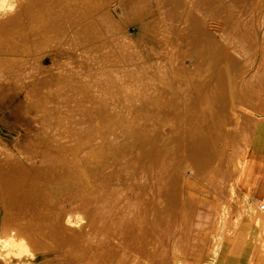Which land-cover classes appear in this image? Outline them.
<instances>
[{
  "label": "rangeland",
  "instance_id": "374dc122",
  "mask_svg": "<svg viewBox=\"0 0 264 264\" xmlns=\"http://www.w3.org/2000/svg\"><path fill=\"white\" fill-rule=\"evenodd\" d=\"M81 1L82 0H53L52 2L48 3L53 10H50L51 14L46 15L47 4L45 0H21L24 5L23 7L18 8L19 10L17 9V15L20 14L21 11L25 10L26 13L24 16L25 19H27L26 26L27 28H30V34H34V25H36V23H39L36 32L41 34V37L39 39H36L37 35L34 34V36H31L24 49L22 47L23 43L20 42L21 40L17 41L18 43L15 42L16 45H18L14 48L13 54L16 58L22 57V63L10 59L13 58L12 49L10 47H8L7 50H3V48H0V59L1 57L5 58V61L0 64V83L6 82L8 86L15 85L20 82L23 83V78L26 75H31L30 78L31 80H33L31 82L37 83L36 95L33 94L32 96L36 99V104L38 106L36 105V108L29 109L28 114H25L26 117L24 115L23 120L7 110V123L0 120V140L4 142V146L6 145L8 147L7 149H11L19 139L41 137L42 133L43 135L46 134V137L50 136L51 139V137L53 138L54 135V137L58 136V133L61 131L69 132L78 130L77 132H80V128H76L73 130V128L63 129L59 127V125L64 122L69 123L72 121H77V123L82 122L86 125H92V123L106 124V120L107 123L108 121H111L113 123H118L119 121L120 123L122 121L124 122L125 120L127 122L129 118L134 116H150L151 121H154V118L156 121L159 117L158 120L161 121V118L164 119V116H168L169 118L166 119V122H168V124L159 127V130L164 133L162 135V138L159 140H165V142L161 144H163V146L168 150V156H170V159L166 160L165 162L164 169L168 168L169 171L174 172V176L176 178L173 177V180H181L180 183L183 185H179V187L182 192H184L185 189H190L191 187V191H194L195 189L196 192L194 191V194L192 192L190 197L193 196V198L197 200L198 203L193 199L195 201L194 202L191 197L190 199H188V204L183 207L186 196L182 195L185 193L184 192L182 194H172L169 198H166L164 196L159 197L157 200L156 198H154V203L147 205L148 207L144 209H137V212H135L137 213V216L134 213L132 215H129L130 209H121L120 212L126 215L127 222L132 221L134 217L141 218L140 223H142L145 227L143 231L140 228H134L137 232L133 240V245L137 249V255L134 254L136 258H134V255L132 258L131 255V257H129V259L131 258L130 261L128 259L129 262L127 261L126 264H129L132 260L134 262L132 261L133 263L130 264H141V262L144 263L145 260L142 257H144L145 252L149 248L147 246V242L143 240V237L146 238L148 234H151L153 232V226H155L156 223L155 219L159 216H162L163 214L168 216L170 214L173 220L171 222L172 227H170L169 231L171 235L169 234L164 238L167 239L166 243L164 242L165 240L163 241L165 244L162 242V248L160 246V248L162 249L161 252L166 251V254H168V256H171V260L174 256H182L185 261V259L190 258L191 255L187 254L188 256L185 255L184 257V255H179V253H176L175 249H173L175 247L174 244L176 243L177 239L175 238L177 237L176 235L179 234V232L184 231V229H182L183 219L186 220L187 218H194L196 214L198 216H201L200 213L203 216L210 214L208 216L212 217V222L207 228L214 232L216 231L218 219L220 217L218 206L223 202H227V198H229V196H227L229 195V193L227 194V187L230 183L227 184V182L231 181L238 183L239 185L241 183H249V185L253 188H257L260 184L263 183L264 135L259 134L260 129L257 130V126L254 123L258 122V120H261L260 118L264 116V63L261 62V54L258 52V50L255 51L253 47H245L241 50V53H236V47H234L233 45V48H231L230 45L234 42L237 31H239V27H242L249 31H253L256 38L260 40L264 34V17L252 18V16L250 15L246 16L245 12H247V10H243L245 8L244 6L243 8H238L240 9V13L237 19H214V17H212L214 7L211 5H206L204 7L198 8L200 11V16L189 15L190 17L188 18L178 17L176 16V14H174V10L172 12L171 10L169 11L167 9L168 6L173 3V0H152V3L150 5L152 6L151 8L153 11V17L143 20L152 21V23H155L157 26L156 30L163 31L155 36L153 33H149L148 31L143 30L144 28L141 25L140 21H137V19L135 18L129 17V15L125 11L127 7L123 2L124 0H121L120 2L118 0H111L112 3H110V6H108L110 14L115 19H120L123 16L121 23L124 27L121 32L117 30V33L115 34V31L111 33V30H107L106 26L104 31L106 32L107 36L103 40H100L93 38V36L88 38L85 32V27L91 25L89 20H93L91 18L95 16V13L98 12L97 10L99 8H97L95 12H91L94 8L89 9L85 12H81L83 10L80 8V6H82ZM223 1L226 3H231L236 0ZM196 2L192 1L189 2V4L184 3L187 5L186 8L188 12H192V9L194 7H197ZM117 14L120 17H118ZM95 20V22L100 23L103 19ZM111 35L114 36V38ZM119 35L121 37L117 39ZM162 36H164V39L162 38ZM11 39L14 40V38L9 39V41L12 43ZM46 42L48 44H46ZM51 44L52 46L50 47L49 45ZM169 45L174 48H172V52L168 50ZM110 54L111 57H108L110 56ZM101 55H104L105 58L103 57V60L105 62L103 60L101 62H96L101 57ZM6 59L8 61H6ZM56 62L57 65L55 66ZM59 62L62 64H60ZM68 62H70L71 64H69ZM102 62H104L105 64H100ZM58 64H60L62 68L65 67L64 69H66L69 76L67 78V82L64 85L60 84L62 83L61 81L55 80L53 78L56 75L58 76L57 73L61 71H57V69L60 67ZM116 74L125 77L123 79L115 80L117 86L114 82ZM90 75L91 77H94V81L96 83H99L100 86L101 84H103V86L105 84L106 87L102 86L103 89L106 88L109 92H111V89H113V93H111V96H109V92H106L108 93L107 96L106 93L101 94L99 92L101 91V88L93 86V80H91ZM80 80H82V82L87 80V82L82 83L80 82ZM128 83H132L131 85L135 83L136 86H133L134 89H131L130 87L129 91H126V85H128ZM27 84L25 86H21L19 92L10 99L8 98V100H0V104L3 102L4 106L6 107L22 103L24 101L25 92L30 86L29 79ZM81 85L84 88H80ZM86 86L88 88L87 91V88L85 89ZM50 87H52L51 90ZM107 87H110V90ZM195 88L196 90H194ZM39 89L41 90L39 91ZM80 89H82V91ZM192 89L195 91V97L192 94ZM84 90L86 92H84ZM114 92L119 93L117 94ZM128 92H130V94ZM85 93L87 94L86 96H84ZM95 94L97 95L98 99L96 98ZM50 95L52 96V98H50ZM71 95H73L74 97ZM188 95L190 96L188 97ZM80 96H84V99H81ZM86 97L88 98L87 100H85ZM190 98L195 99L190 100ZM78 99L80 101L83 100L82 104ZM107 99L110 101V104ZM132 99L135 101H131ZM50 100L52 101V103ZM59 100L64 103H60ZM72 100L74 101V103L72 102ZM97 100L100 102V104ZM161 100H165V102H161ZM58 101L59 103H57ZM86 101L90 103H87ZM127 101L133 102L136 108L131 111L127 110L125 116L126 119L117 121V119L109 118L110 116L117 114L116 108L122 106V104ZM76 102L78 105L76 104ZM40 103L42 105H40ZM159 103L164 104L163 106L161 104L164 109H158V107H160ZM115 104H117V107H115ZM67 105H70L71 107L69 106L68 109ZM106 105L110 107L107 108ZM141 105L142 109L137 110V108ZM179 105H181L182 108L186 107L187 111L185 110L176 112L174 115H172L174 113V106ZM77 106L79 108L81 107V109H79ZM125 106L128 107V104H126ZM84 109H86L87 111ZM168 110L169 112H167ZM63 111L65 112V114H63ZM73 113H77L76 115L82 113V116H76ZM239 114H241L242 117L241 119L237 120L235 116ZM68 115L70 116V118H68ZM171 115L172 117H170ZM186 115H190V118L186 117ZM82 117L84 119L88 117V122L83 120ZM103 117L105 119H103ZM173 117L177 118L173 119ZM81 118L83 121L81 120ZM163 119L162 121L165 120ZM79 120H81V122ZM21 121L24 124L22 133H25L26 135L21 133V136L19 137L20 132L17 131L16 124ZM169 122H174L173 126H171ZM49 123H51V127H54V131L56 130L55 132L53 131L54 133L51 130L53 128L50 127L49 129H46V125ZM239 123L242 125V127H240ZM176 124H179V127H177ZM191 125L192 128L190 129ZM199 125H202L203 127H198ZM96 127H89L90 129H88V127H81V132H87V129L89 131L93 129L90 132H100V135L94 136L98 137L100 140H105L106 137L110 136L108 135V133L111 134L114 131L132 132V130H135L137 132L139 130H143L138 128L130 129L127 127L122 129L121 127L113 129V127L111 128V126L106 128L102 126L101 128L100 126H98L99 128L97 127L96 130ZM193 129L194 131H196V133H198V131L201 132H199L198 134H192L191 132H193ZM46 130L48 131L46 132ZM207 131L209 132L208 137L207 135H205ZM31 132L33 133L31 134ZM189 136H192V140L198 138L202 140V143H206H201V147L194 150L193 155L196 156H184L183 158V152L181 151L182 145L178 143L182 144L183 141L186 140L187 144H189ZM159 144L160 141H157L155 144H151L150 147L153 150L156 145L158 146ZM134 145H130L128 149L137 147L136 145ZM61 146L62 145H60L58 141L57 144L52 145V147L57 148H60ZM70 148L71 147H68L66 149ZM96 148L98 149V144L93 142L82 146V148H79L76 145H72V149H75L76 155L81 159L85 156H90ZM1 149L3 151L7 150L3 148ZM208 149L210 150L209 152H211V149H213L214 155L216 154V157L213 160L212 164H210L211 162L207 163L210 165L206 168H203V156L206 152H208ZM155 151H151V154L145 161H139L137 164L132 166L129 173L131 174L133 172V169H137V173H140L142 171L160 170V161H155ZM245 151H249L248 160L243 157V153ZM71 153L72 152L70 151L65 152V155H68L69 159L60 160L58 164L63 165L60 167L62 168V170H71L74 172H72L71 176L69 177H58L59 179L57 178L52 182V186H55L57 188L52 202H54L55 200L64 201L66 209L71 208L72 211H74L76 209L75 204L78 202V200L83 198L81 197L79 191L81 190V187L85 185V181H95L96 184L99 183V181H106L113 184V182H116V180L118 181L119 179L114 175L110 177H104L102 178V180L100 178H94V180H91L93 178H88L87 176L86 165L88 164V162L84 161L83 159H79V173L81 175H75L76 171L72 166L73 164L70 158ZM50 154L54 155L52 153ZM235 158H239V161H241L240 165H238L236 169L235 167H233ZM196 169L199 173L192 172V170ZM205 170L215 171L218 175L219 181L217 182V184L219 185V183L223 182L222 185L220 184L223 187L221 188L220 186L219 189V186L215 183L218 187L214 188L215 184L212 181L214 179L211 178V181H209L210 177H208V180ZM220 175L222 176L221 178ZM203 178L205 180H203ZM175 181L173 182L175 183ZM211 182L213 186H211ZM209 183L211 184L210 186H208ZM99 186L102 185L99 184ZM168 186L172 188L171 180L170 182H168ZM173 186L177 187V184H173ZM226 188L227 190H224ZM200 190L203 191L201 192ZM238 191L240 192L241 190L238 189ZM209 192H212L210 193L211 196L218 192L214 196H221V201L220 198L218 199V197L214 198L213 196L212 198L209 194H207ZM222 195L224 197H222ZM90 196L94 195L90 194ZM239 196L238 201H240ZM202 197H204L205 199L203 198L204 200H201L200 198ZM97 200H100V198H98ZM171 200L174 201L175 204H177L176 202L180 201L182 203V207H180L181 210H179L180 208L177 207V209H173L172 207H170L169 201ZM236 200L232 201V204L234 203V206L232 204V206L228 205L227 211L229 212L227 213L226 211L227 219L225 232L227 236L228 234H230L231 236L235 234L240 227V218L242 214L240 213L241 210L239 209L238 201ZM191 201L196 205L193 204V206ZM257 201L258 198L255 193H251L248 196V202L250 205H255ZM209 202L211 203L209 204ZM197 204H201V206L199 205L200 208ZM235 205H237V207ZM209 207L210 209H208ZM166 208H171V211L164 212L165 210H168ZM197 208L202 209L198 210ZM204 210H212V213L206 212L208 213L206 214L204 213ZM181 213L184 214L182 215ZM190 214L193 215L191 216ZM92 216H90V218L87 220V223L85 222L81 226L82 228L80 227V230L77 234V242L79 244H85L86 246L88 245V247L90 245V242H92V244L96 245V247H93L95 250L96 248L97 250L105 248L107 242H103L102 244L100 243L102 242L100 241V239H110L112 233L106 232L102 225L93 226V223L91 221ZM174 222L175 224H173ZM128 227L129 229H133V227ZM98 228H100L102 231H96ZM154 233L159 234L160 232ZM114 241L119 243L120 239L119 241L114 239ZM210 247V243L209 245L206 244V252L202 250L201 253H199L201 255L200 259H196L197 261L191 262H195V264H203V262H208L210 258ZM172 252H175L173 253V256ZM77 254V252H74L73 255L65 252L63 256L48 255L44 257L43 255L38 254L34 257L33 260L35 264H79L81 258ZM137 256L141 258H138ZM134 259H136L137 262ZM156 259L157 257H154L152 260L156 261ZM215 260L217 259L215 258ZM185 262L189 263L190 260H187ZM151 264H153V262H151ZM215 264L222 263L215 261Z\"/></svg>",
  "mask_w": 264,
  "mask_h": 264
},
{
  "label": "bare ground",
  "instance_id": "6f19581e",
  "mask_svg": "<svg viewBox=\"0 0 264 264\" xmlns=\"http://www.w3.org/2000/svg\"><path fill=\"white\" fill-rule=\"evenodd\" d=\"M52 1L53 0H45V2L47 4V8H46L47 14L46 15L51 14L50 10H53L51 8V6L48 4L49 2H52ZM66 1H68V0H66ZM109 1H111V0H82L81 1L82 6H80V8L83 9L81 12H85V11H87L89 9H93V8L94 9L91 12H93V11L95 12L97 10V8H99L97 10L98 12L95 13V16L91 18L93 20H89L91 25L85 27L86 28L85 32H86V35L88 36V38L93 36V38H95V39L103 40L107 36L106 32L104 31L106 26H107V30H111V33H113L115 31V34L117 33L116 32L117 30L121 32V30L123 29L124 26L121 23L123 16L120 19H115L110 14L108 6H110V3H112L113 0L111 2H109ZM118 1L120 2L121 0H118ZM151 1L152 0H124L123 2L125 4V6L127 7V9L125 11L129 15V17L135 18V19H137V21H140L141 25L144 28L143 30L148 31L149 33H153L155 36H157L159 33L163 32V31L156 30L157 26L155 23H152V21H148V20L144 21L143 20V19H148V18L153 17V11L151 8L152 6L150 5L152 3ZM192 1H195V2L197 1L196 2L197 7L196 8L194 7L192 9V12H188V10L186 8L187 5L184 3L189 4V2H192ZM23 5L24 4L21 2V0H0V48H3V50H7V48L10 47L12 49V55H13V56L11 55L13 58H10V59H13L14 61H18L20 63L23 62L22 57L16 58L13 54L14 48L18 45V44L16 45V43H18L17 41L21 40L20 42L23 43L22 47L24 49L31 36H34V34L37 35L36 39H39L41 37V34L36 32V30L38 29L39 23H36V25H34L35 26L34 27L35 28L34 34H30L31 33V32H29L30 28H27V26H26L27 19H25V16H24L26 13L25 10L21 11V13L17 15L18 10H19L18 8L23 7ZM167 5H168V3H167ZM206 5H209V6L211 5L214 7L213 14H212V17H214V19H237L238 15L240 13V11H239L240 9H238V8L239 7L243 8L244 6H245V8L243 10H247V12H245L246 16L250 15V16H252V18H263L264 17V0H236V1L231 2V3L230 2L226 3L223 0H173V3L169 5L170 8L168 6L167 9L169 11L171 10L172 12L174 10V14H176V16H178V17L188 18V17H190L189 15L200 16V11L198 8L204 7ZM81 9H79V10H81ZM80 15H81V13H80ZM118 17H120V16L118 15ZM144 17H146V18H144ZM95 19H103V20L100 23H97V22H95L96 21ZM104 23H105V26H104ZM89 35H91V36H89ZM112 35H114V34H112ZM18 36H20V37H18ZM49 37H50V35H49ZM112 37L114 38V36H112ZM120 37L121 36L119 35V37H117V39ZM10 38H14V40L11 39L12 43L9 41ZM46 38H47V36H46ZM162 38L164 39V36H162ZM245 38H246V40H245ZM42 41H43V39H42ZM47 42H46V44L49 43V42L48 43ZM233 45H234V47H236V49H235L236 53H241V50L245 47H249V46L253 47L255 51L258 50V52L261 54V62L264 63V34H263V37L259 40L256 38L255 33L253 31H249L247 29L239 27V31H237L234 42L230 45L231 48H233ZM49 46L51 47L52 44ZM164 47H162V48H164ZM172 48L173 47L171 45L168 46V50L170 52L173 51ZM103 57H104V55H101V57L98 60L96 59L97 60L96 62H98V61L101 62L105 58V57L104 58ZM108 57H111V54ZM7 59H9V58H7ZM7 59H6V61H8ZM3 61H5V58L1 57L0 64H2ZM67 61H68V59H67ZM104 62H102L100 64H105ZM107 62H109V61H107ZM68 63L71 64L70 62H68ZM60 64H62V63H60ZM60 64H58V65L60 66ZM56 65H57V62L55 64V66ZM64 68H62L61 66L58 69L56 68L57 71H59V70H61V71L57 73L58 76L56 75L53 77L55 80L61 81L62 83H60V84H63V85L67 82V78L69 77L66 69H64ZM78 73H80V72H78ZM30 76L31 75H26L23 78L24 81L22 79L23 83L20 82V83L15 84V85L8 86V84H6V82L0 83V100H3V99L8 100V98L10 99L11 97H13L15 94H17L19 92L21 86H23V85L25 86L28 83V79H29V84H30V86L28 87V89L25 92L24 101L22 103H18V104H14L12 106H6V107L4 106L3 102L0 104V120L2 122L7 123V121H8V117L6 116L7 110H9L10 113L16 115L17 117H20L23 120L24 115L26 113L28 114L29 109L36 108L38 106L36 104V99L32 96L33 94L36 95L37 83H35V82L32 83L31 81H33V80H31ZM115 76L116 77L114 78V82H115V85L117 86L115 80L116 79H118V80L123 79L125 77L117 75V74ZM90 77H91V75H90ZM105 79H106V77H105ZM15 80H18V79H15ZM20 80H21V78H20ZM87 80H85L83 82H87ZM91 80H93L92 82H93L94 87L97 86L98 88H101V91H99L101 94L109 92L106 88H104V89L102 88L103 84H101V86H100L99 83H96L94 81V77H91ZM78 82H79V80H78ZM80 82H82V80H80ZM131 84L132 83H130V84L128 83V85H126L127 86L126 91H129L130 87H131V89H134L133 86L134 87L136 86L135 83L133 85H131ZM82 85H86V84H82ZM82 85L80 86V88L83 87ZM87 86L85 87V89L87 88ZM39 87H40V85H39ZM65 87H64V89H65ZM103 87H106L105 84ZM137 88H138V86H137ZM51 89H52V87H50V90ZM91 89H90V91H91ZM40 90L41 89H39V91ZM80 90L82 91V89H80ZM87 90H88V88L86 89V91ZM112 90L113 89H111V92H109V96H111V93H113ZM194 90H196V88ZM194 90H193L192 94L195 97L196 95L194 94L195 93ZM56 91H57V89H56ZM86 91L84 90V92H86ZM130 92H128V93L130 94ZM199 92H200V90H199ZM114 93H117V92H114ZM69 94H70V92H69ZM107 94L108 93H106V96H107ZM82 95H83V93H82ZM86 95L87 94L85 93L84 96H86ZM91 95H92V93H91ZM65 96H67V95H65ZM71 96H73V95H71ZM95 96L97 98L96 94H95ZM189 96L190 95H188V97ZM83 97H81V99ZM87 97L85 98V100H87L89 98V97L88 98ZM50 98H52L51 95H50ZM100 98H102V97H100ZM193 99H195V98H190V100H193ZM59 101H60V103L62 102L61 100H59ZM59 101L57 103H59ZM99 101H100V99H99ZM131 101L134 102L135 100L132 99ZM72 102L74 103L73 100H72ZM80 102L82 104L83 100ZM108 102L110 104L109 100H108ZM133 102H130V101L124 102L122 104V106H120V107L116 106L118 103L115 104V107H117L116 108L117 114L110 116V117L108 115V117L117 119V121L118 120L122 121V119L123 120L126 119L125 116H126L127 110L131 111V110H134L136 108L135 104ZM161 102H165V100H163V101L161 100ZM51 103H52V101H51ZM63 103L64 102H62V104ZM87 103H90V102H87ZM76 104H77V102H76ZM95 104H96V102H95ZM99 104H100V102H99ZM99 104H98V106H99ZM126 104H128V107L125 106ZM161 104H162V106L164 105L163 103H161ZM161 104L159 105L160 107H158V109H162V108L164 109V107H162ZM40 105H42V104L40 103ZM83 105H84V103H83ZM44 106H45V104H44ZM61 106H63V105H61ZM69 106H68V109H69ZM91 107H93V106H91ZM109 107L107 106V108H109ZM171 107H173V106H171ZM74 109H75V106H74ZM79 109H81V107ZM111 109H112V107H111ZM140 109H142V105L137 108V110H140ZM186 109H187L186 107L182 108L181 105L174 106V113L172 115H174L176 112L185 111ZM45 110H43V111H45ZM50 110H52V109H50ZM84 110H86V109H84ZM108 110H110V109H108ZM59 111H60V109H59ZM93 111H94V109H93ZM73 112H76V111H73ZM80 112H81V110H80ZM167 112H169V110ZM52 113H53V111H52ZM78 113H79V111H78ZM91 113H94V112H91ZM63 114H65V112ZM63 114H61V115H63ZM73 114L76 115L77 113L76 114L73 113ZM81 114H78V115L80 116ZM66 115H67V112H66ZM78 115H76V116H78ZM167 115H168V113H167ZM172 115L170 117H172ZM25 117H26V115H25ZM186 117L190 118V115H188V116L186 115ZM235 117L238 120V119H241L242 115L239 114ZM65 118H66V116H65ZM68 118H70V116ZM82 118H81V120H82ZM158 118L156 121H155V118H154V121H151L150 116H144V117H140V116L135 117L134 116V117L129 118V120H127V122H126V120L124 122L122 121L123 123L120 122L121 124L119 123V121H118L119 124L113 123L111 121H108V123H107V120L105 121L106 124H97V123L93 124L92 122H90V123H92V125H86L85 123H82L81 120H79L81 123H79V122L77 123V121L76 122L72 121L69 123L64 122V123H61L59 125V127L63 128V129L64 128H73V130L76 128H80V130H79L80 132H77L78 130L77 131H69V132L61 131L59 133L57 132L58 136H56V137H54L55 135L53 136L51 134L53 136V138L51 137V139H50V136L46 137L45 136L46 134L43 135V133H42L41 137L19 139L18 142H16L14 144V147L11 149H7L8 147L6 145H5L6 146L5 147L3 145L4 142L2 140H0V210H1V216H0V264H35L33 259L38 254L43 255V257L48 256V255H52V256L53 255L54 256L62 255L63 256L65 252L72 254V255L74 252H77L78 253L77 255H79V257L81 258V260L79 261V264H126L129 257H131V255H132V258H133L134 254L137 255L136 254L137 249L133 245V240H134L135 234L137 232L134 228H137V229L140 228L143 231L145 229V227L143 226L142 223H140L141 218L134 217L132 221H129L130 223L127 222L126 215L121 213L120 210L121 209H130L129 215H132L134 213L137 216V213H135V212H137V209H144V208L148 207L147 205L154 203V198H156V200L161 196L169 198L172 194L176 195V194H182L184 192L185 193L182 195H186L185 200H184V206H183V207H185L188 204V199H190L191 197H192V200L194 199L193 196L190 197L191 193L193 192V194H194V191L196 192L195 189H194V191L190 190V189H192V187L190 189H185V191L182 192L180 187H179V185H183L180 183L181 180L180 179H177V181L173 180L172 178L175 177L174 172L169 171L168 168L164 169L165 162H166V160L170 159V156H168V153H169L168 150L163 146V144H161V143L165 142V140L164 139L159 140L162 138V135L164 134L163 132H161V130H159V127H162V126L168 124V122H166V119L169 117L164 116L165 120L160 117L161 121L158 120ZM175 118H177V117H173V119H175ZM73 119H74V117H73ZM75 119H77V118H75ZM87 119H88V117H86V119L83 118V120H85V121H87ZM103 119H105V118L103 117ZM140 119H143V120H140ZM162 119L164 121H162ZM260 119L261 120H258V122H255L254 124H256L257 130L260 129L259 134L264 135V116L261 117ZM100 121H103V120H100ZM109 122H111V123H109ZM102 123H104V122H102ZM169 123L171 126H173L174 122H172V123L169 122ZM50 124L51 123L46 125V129L47 128L49 129L51 127ZM23 125L24 124L22 121L16 124V129L18 132H20L19 137L21 136V133L24 129ZM26 125H27V123H26ZM41 125H42V123H41ZM53 125H55V124H53ZM239 125H240V127H242V125L240 123H239ZM43 126H45V125H43ZM92 126L93 127H96V126L101 127L102 126L104 128L111 126V128L113 127V129L119 128V127H121V129H122V128L127 127L130 129L131 128H138V129H143V130H139L137 132L135 130H132V132H129V131L128 132L127 131L126 132H123V131L112 132L111 131L112 132L111 134H109L107 132L108 135H110L109 137H106L105 140H100L98 137L94 136V135H100V132L95 131L98 133L97 134L94 132H90L93 129L90 131L88 130V129L92 128ZM176 126L179 127V124H176ZM81 127H84V128L88 127L87 132H81V130H82ZM97 127H96V130H97ZM198 127H203V126L199 125ZM51 128H53V129H51L53 132L54 127H51ZM191 128H192V125H191L190 129ZM43 129H44V127H43ZM68 130H70V129H68ZM47 131L48 130H46V132ZM199 132H201V131H198V133ZM32 133L33 132H31V134ZM50 133H51V131H50ZM191 133L192 134H198V133H196V131H194V129H193V132H191ZM22 134H25V133H22ZM47 134H49V133H47ZM200 134H202V133H200ZM205 135H207V137H208L209 132L207 131L205 133ZM29 136H30V134H29ZM191 137L192 136L188 137L189 138V140H188L189 144H187L186 140H184V141L182 140L183 141L182 144L178 143V144L182 145L181 151L183 152V158H184V156L185 157L196 156V155H193L194 150L197 148H200L202 144L206 143V142L202 143V140H200L198 138L192 140ZM57 141L62 146L60 148L52 147V145L57 144ZM157 141H160V144L158 146L156 145V147L153 150L154 151L156 150L154 152L155 153L154 154L155 161H160V164H161L160 170L142 171L140 173H137V169H133V172L130 174L129 172H130V168L132 166L137 164L139 161H142V160L145 161L147 159V157H149V155L151 154V151H153L152 148L150 147V145L153 143L155 144ZM225 141H226V139H225ZM92 142L98 144V149L97 148L94 149V152H92L90 156H85L84 158H82L84 161L88 162V164L86 165L88 178H93L91 180H94V178H100L102 180V178H104V177H110V176L115 175L118 177L119 180L118 181L116 180V182H113V184L106 182V181H99V183H97V184L95 181H91V182L85 181V185L82 186L81 190L79 191L81 197H83V198L78 200V202L75 204L76 209L74 211H72L71 208L66 209L64 201L55 200L54 202H52L53 196H55L56 189H57L55 186H52V182L55 179H57L58 177H63V178L69 177V176H71L72 172H74L71 170H62V168H60V167L63 165H59L58 162H60V160H63V159L68 160L69 159L68 155H65V152H67V151L72 152L70 158H71V161L73 164L72 166L76 171L75 175H81L79 173V171H80V164H79L80 160L79 159H81V158H78V156L76 155L75 149H72V145H76L79 148H82V146H85L88 143H92ZM178 142H181V141H178ZM134 144L137 147H133L131 149H128V147L130 145H134ZM68 147H71V148L66 149ZM1 148L5 149V150L7 149V150L3 151ZM136 151H137V153H136ZM207 151L208 152H206L203 156V160H204V162L202 164L203 168H206L207 166L212 164L213 160L216 157V154L214 155L213 149H211V152H209L210 151L209 149ZM50 153H52L54 155H51ZM243 157L246 158V160H248L249 159V151H245L243 153ZM37 161H40V162H37ZM45 163H46V165H45ZM207 163H210V164H207ZM240 163H241V161H239V158L238 159L235 158L234 162H233V167H235V169H236L237 166L240 165ZM225 164H226V162H225ZM218 166H219V164H218ZM192 172L199 173L197 169L192 170ZM205 172H206V176H207L208 180H209L208 177H210L209 181H211V178H212V179H214V180H212L214 184L215 183L217 184V182H219L218 181V175L216 174L215 171L205 170ZM220 174H222V173H220ZM206 176H205V178H206ZM221 177L222 176L220 175V178ZM170 180H171L172 188L168 186V182H170ZM203 180H205V179L203 178ZM173 181H175V183ZM262 182L263 183L260 184L257 188H253L252 186L249 185V183H244V184L241 183L242 185L241 184L239 185L238 183H235V182H231V181L227 182V184L230 183L227 187L228 190H227V188L224 190L228 191L227 194L229 193V195H227V196H229V198H227L228 199L227 202H223L222 204H219V206H218V208H219L218 212L220 214V217L218 219L216 231H214V232H212L211 230H209L207 228L212 222V220H211L212 217L208 216L210 214H208L206 212L212 213V210H209V211H205V210L210 209V207L208 209L204 210V213H206L208 215L203 216L200 213L201 216H198L196 214L197 217L194 216V218H187L186 220H184L182 218L183 219L182 229H184V231L179 232V234L176 235L177 237H175L177 239H176V243L174 242L175 247L173 249H175L176 253H179V255H184V257H185V255L188 254V255L195 256L197 258V257H199V255H200L199 253H201L202 250L205 251L206 244L209 245V243H210V245H211V247H210V258H209V261L204 263V264H215V261L220 262L222 264H264V179ZM222 183L223 182L219 183V185L217 184L219 186V189H220V186L222 185ZM99 184H101L102 186H99ZM173 184H177V187H174ZM211 184H212V182H211ZM211 184L209 183V185L208 184L207 185L210 186ZM216 184L214 185V188L218 187ZM96 185H98V186H96ZM211 186H213V184ZM222 187L223 186H221V188ZM238 189H240L241 191L239 192ZM207 190H209V189H207ZM210 193H212V192H209L207 194L210 195ZM251 193H255L257 195L258 201L255 205H250L248 202V196ZM90 194L94 195V196H90ZM207 194H205V195H207ZM216 194H214V195H216ZM237 195L239 196L240 201H238ZM213 196H211V197L213 198ZM218 196H214V198H216ZM220 197H218V199ZM222 197H224V196L222 195ZM98 198H100V200H97ZM203 198L204 197H202L200 199L204 200L205 198L204 199ZM236 198H237V200H236ZM233 199L238 201V207L241 210L240 213L242 214V216L240 218V227L238 228L236 233L233 234L232 236L230 234H228V236H227V234L225 232L226 219H227L226 211L228 210L227 209L228 205H231L232 201H234ZM95 201H98V202H95ZM195 201L197 202V200H195ZM220 201H221V198H220ZM236 201H235V204H236ZM169 202H170L169 203L170 207H172L173 209L176 207L177 208L182 207L181 206L182 203L180 201L176 202L177 204H175V202L172 200ZM182 202H183V200H182ZM203 203H201V204H203ZM210 203L211 202H209V204ZM193 204L194 203L192 202V205ZM201 204H197L198 207H199V205L201 206ZM194 205H196V204H194ZM232 205L234 206V203ZM235 206L237 207V205H235ZM214 208H215V206H214ZM166 209H168V210H165L164 212H166V211L170 212L171 211V208L170 209L166 208ZM201 209H198V210H201ZM179 210H181V208ZM228 212L229 211H227V213ZM92 215H94V216H92ZM90 216H92L91 221L93 223V226H101L102 225L106 232L112 233L113 237L110 236L111 237L110 239H107V238H101L100 239V241H102L100 243H102V244H103V242H107V245L105 248H102L101 247L102 245L99 243L101 246L99 244L98 245L102 249L97 250V248H96V250H95L93 247L94 246L96 247V245L92 244V242H90L89 247H88V245L86 246L85 244H79L77 242V234L80 230V227L85 222L86 223L88 222L87 220L90 218ZM172 220H173V218L170 216V214H169V216L165 215V214H163L162 216H159L158 218L155 219L156 223H155V226H153V228H154L153 232L151 234H148L146 236V238L143 237V240H145L147 242V246L149 248L145 252L144 257H142L145 260L144 263L151 264V262H153V264H166L165 263V261L167 260L166 258H168L169 256H168V254H166L167 253L166 251L161 252V250H162L161 244L164 240H165L164 242L166 243L167 238L166 239H164V238L170 234L169 231H170V227H172L171 226ZM179 222H181V221H179ZM173 224H175V222ZM128 226L133 227V229H129ZM96 231L101 232L102 230L100 228H98ZM117 232H119V233H117ZM154 232H160V233L155 234ZM212 237H213V239H212ZM114 239H116L118 241L120 239V241H119L120 244L118 242H115ZM160 246H161V248H160ZM173 253H175V252H172V256H173ZM135 255H134V258H136ZM137 257L141 258L139 256H137ZM154 257H157V258L159 257V258L156 259V261H153L152 259ZM164 257H166V258H164ZM215 258L217 260H215ZM130 259H129V261H130ZM134 260H136V259H134ZM169 260H171V256H170V259L168 258V261ZM187 260H190V259H185V261H187ZM132 261L130 263L134 262V261L133 262ZM185 261H184L182 256L181 257L174 256L172 261L169 262V264H190V262H191L190 261L189 263H187ZM136 262H137V260H136ZM142 263L143 262H141V264ZM191 264H195V262H191Z\"/></svg>",
  "mask_w": 264,
  "mask_h": 264
},
{
  "label": "crops",
  "instance_id": "0c3cea01",
  "mask_svg": "<svg viewBox=\"0 0 264 264\" xmlns=\"http://www.w3.org/2000/svg\"><path fill=\"white\" fill-rule=\"evenodd\" d=\"M166 257H167V256H166ZM166 257H164V258H166ZM200 257H201V256H199V257L196 258L195 256H192V255H191L190 258H188V259H190V261H197L196 259H199ZM158 258H159V257H158ZM158 258H157V259H158ZM168 258L170 259V256H169ZM168 258H166V259H167L166 261L164 260L166 264H169V262L172 261V260H169V261H168ZM207 259H208V258H207ZM207 261H208V260H207ZM167 262H168V263H167ZM204 263H206V262H203V264H204Z\"/></svg>",
  "mask_w": 264,
  "mask_h": 264
}]
</instances>
